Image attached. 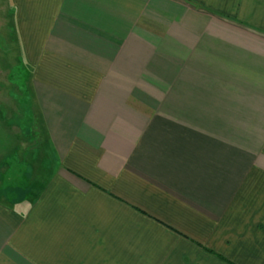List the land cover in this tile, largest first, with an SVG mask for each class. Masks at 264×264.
<instances>
[{
	"label": "crops",
	"instance_id": "crops-1",
	"mask_svg": "<svg viewBox=\"0 0 264 264\" xmlns=\"http://www.w3.org/2000/svg\"><path fill=\"white\" fill-rule=\"evenodd\" d=\"M8 4L59 166L0 264H264V0Z\"/></svg>",
	"mask_w": 264,
	"mask_h": 264
},
{
	"label": "rangeland",
	"instance_id": "rangeland-1",
	"mask_svg": "<svg viewBox=\"0 0 264 264\" xmlns=\"http://www.w3.org/2000/svg\"><path fill=\"white\" fill-rule=\"evenodd\" d=\"M8 0H0V199L34 201L59 166L34 102Z\"/></svg>",
	"mask_w": 264,
	"mask_h": 264
}]
</instances>
